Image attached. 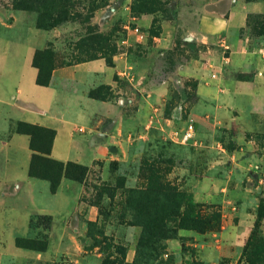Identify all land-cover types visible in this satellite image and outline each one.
Instances as JSON below:
<instances>
[{
  "label": "crops",
  "instance_id": "crops-1",
  "mask_svg": "<svg viewBox=\"0 0 264 264\" xmlns=\"http://www.w3.org/2000/svg\"><path fill=\"white\" fill-rule=\"evenodd\" d=\"M175 6L167 19H158L157 13L131 15L127 4L121 5L122 9L114 7V15L106 16L105 9L95 12L92 24L99 33L108 29L107 20L125 18L119 23L122 33L115 41L119 52L110 62L99 57L55 66L50 84L44 87L36 83L34 55L49 48L55 39L59 42L62 30L71 27V22L42 30L36 27L35 13L13 9L12 0H0V200H23L17 206L0 204V264L51 260L50 249L63 247V240L57 241L55 235L68 232L67 226L52 227L45 252L16 246L17 238L35 233L30 228L32 213L26 197L34 200L36 192L34 180L27 174L30 138L14 131L18 123L55 131L50 150L53 160L91 167L97 161L116 158L115 154L136 142L152 141L155 135L170 139L174 128L162 122L169 121L165 110L171 87L174 81H193L195 100L186 115L193 121L195 140L205 144L216 140L220 129L231 132L236 147L230 153L223 150L224 160L218 162L226 158L229 168L244 177L253 164L264 162L262 148L252 139L264 132V64L258 53L262 41L246 34L250 16H264V0H178ZM133 27L144 33L143 41H137ZM178 40L183 45L195 42L193 45L202 50L166 71L162 56ZM134 43L141 47L142 57L129 52ZM124 71L131 79L119 76ZM235 173L226 179L237 190ZM219 180L211 179L208 185ZM12 186H18L14 193ZM64 188L62 184L50 196L55 206L42 212L53 220L68 212ZM209 191L206 202L212 196L221 197L220 189ZM243 195L246 206L253 208L255 198L248 190ZM39 203L36 200L33 205L39 208ZM222 205L225 209L223 199ZM93 209L90 206L89 221L97 219ZM240 214L241 224L232 238L228 237L234 249L244 242L252 219L250 214Z\"/></svg>",
  "mask_w": 264,
  "mask_h": 264
},
{
  "label": "rangeland",
  "instance_id": "rangeland-1",
  "mask_svg": "<svg viewBox=\"0 0 264 264\" xmlns=\"http://www.w3.org/2000/svg\"><path fill=\"white\" fill-rule=\"evenodd\" d=\"M47 1V10L53 5L56 13L62 0ZM177 1L70 0L73 3L70 6L67 3V15L73 19L67 22H71V27L62 30L59 42L55 39L48 48L53 51L54 65L64 66L98 56L99 46L104 47L108 62L119 52L115 41L121 36L119 23L125 18L107 20L108 29L99 33L98 27L92 24V17L100 9H105V15L109 16L114 15V7L127 4L131 15L157 13L158 19H167L176 9ZM171 3L176 4L170 6ZM88 32L99 39L84 44ZM152 33H157L155 28ZM246 34L253 40L262 41L258 53L262 54L264 64V16H250ZM182 43L178 40L172 50L163 54L166 71H172L177 63L202 50L201 46L193 45L195 42ZM140 51L138 43L129 48L135 57H142ZM47 60L43 64H50ZM195 89L193 81H174L165 110L169 121L162 122L165 127L168 123L173 126L171 135L180 134L184 125L191 121L186 112L195 100ZM16 128L17 124L14 131ZM18 130L34 136V147H29L31 157L27 174L34 180L32 186L36 192L34 200L27 196L26 202L32 213L30 228L35 233L30 237H19L24 242V249L45 252L49 230L55 225L68 228L67 233L53 234L57 241L63 240L62 248L50 249L53 258H44L35 264H248L251 257L257 264L264 263V162L253 164L245 177L229 168L226 158L224 162H218L236 147L231 132L222 133L220 129L214 143L199 144L195 140L184 145L155 135L152 141L136 142L123 153L115 154L116 158L97 161L91 167L68 163V173H65L67 164L54 163L48 155L49 135L43 138L40 131L23 126ZM252 139L264 155V132ZM34 157H40L46 167L35 165L30 170ZM231 173L237 176L236 186L241 192H235L234 185L227 183L226 176ZM214 178L220 179L218 184L208 185ZM62 184L65 185L62 195L69 198L68 212L54 218L57 222L54 223L51 216L42 212L55 206L50 196L56 194ZM210 188L220 189L221 197L212 196L206 202ZM17 189L18 186H12L11 193ZM245 190L256 200L253 208L246 206ZM214 194L218 195L219 191ZM36 200L40 202L39 208L33 205ZM22 202L19 199L0 200V204L10 206ZM90 206L94 207L96 221L88 220ZM240 212L250 214L252 219L244 242L239 249H234L228 237L232 238L241 224Z\"/></svg>",
  "mask_w": 264,
  "mask_h": 264
},
{
  "label": "trees",
  "instance_id": "trees-1",
  "mask_svg": "<svg viewBox=\"0 0 264 264\" xmlns=\"http://www.w3.org/2000/svg\"><path fill=\"white\" fill-rule=\"evenodd\" d=\"M47 2H48L47 0H13L12 6H13V9H15V10L29 11V12L35 13L37 15L36 26H37V28L42 29V30H49V29L55 28L56 26H58L62 23H65L68 20L73 19L67 15L68 5L70 6L73 3V2H70V0L60 1V4L58 3L59 6H57V12L56 13H55V8L53 5L49 10H47ZM67 3H68V5H67ZM98 39H99L98 36H95L94 34L88 32L83 43L84 44H92ZM99 49H101V51H100V54H98V56H91V57H88V59H86V60H93V59H96L99 57L100 58H106L107 54L103 52L104 47L99 46ZM39 57H41V58L39 59ZM46 59H48L47 62L49 61L50 64H48V65L43 64V61ZM33 65L38 69L36 83L40 86H44V87L48 86L50 84L51 72L56 66V65H54L53 51H51L48 48L45 50H42V51H36L34 58H33ZM67 65H69V64H67ZM195 88H196V85H195ZM18 124H17L18 128H20V126H23V127H29L31 130L40 131L43 134V138H45L46 135H49L50 148H49L48 155L50 156V150L52 147L54 137L56 135L55 131L51 130V129L43 128L40 126H36V125L26 124V123H18ZM18 128L15 129V132L28 135L30 137L29 146L34 147V143L32 141L34 136L31 133L22 132V131L18 130ZM40 143H41V146H43V143H44L43 140ZM33 151H36V150H33ZM38 152H40V151H38ZM40 153H41V155H47L45 152H40ZM35 158L36 157H34L32 164L30 163L31 164L29 166L30 170H32L35 165H39L42 168L46 167L45 162L42 159H40V157L36 158V159ZM41 158H44V157L41 156ZM52 161L54 163L63 164L62 162H59V161H56L53 159H52ZM68 163H71V162H68ZM68 163H66L67 165L64 167L65 173H68V169H69ZM23 243L24 242L22 239H19V238L16 239V246L17 247L26 248ZM28 247L31 248L32 246H28ZM251 259L252 260H250V262H248V264H257V262L252 257H251ZM104 264H106V263L104 262ZM259 264H264V263L261 262Z\"/></svg>",
  "mask_w": 264,
  "mask_h": 264
},
{
  "label": "built area",
  "instance_id": "built-area-1",
  "mask_svg": "<svg viewBox=\"0 0 264 264\" xmlns=\"http://www.w3.org/2000/svg\"><path fill=\"white\" fill-rule=\"evenodd\" d=\"M131 31L135 35L137 41L141 42L144 40L145 35L138 27H133ZM119 76L123 78L131 79V75H129L128 72L126 71L119 74ZM212 77H215V75H212ZM171 138L173 140H176V142L180 144H187L190 142H194L195 141V129H194L193 121L187 122L183 131L180 134H177V133L172 134Z\"/></svg>",
  "mask_w": 264,
  "mask_h": 264
}]
</instances>
